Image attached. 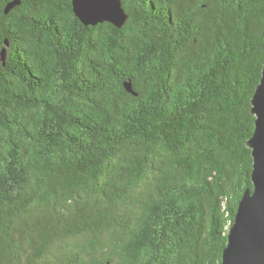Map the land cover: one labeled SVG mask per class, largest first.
<instances>
[{
    "label": "trees",
    "instance_id": "trees-1",
    "mask_svg": "<svg viewBox=\"0 0 264 264\" xmlns=\"http://www.w3.org/2000/svg\"><path fill=\"white\" fill-rule=\"evenodd\" d=\"M120 1L117 28L0 0V264L221 262L264 0Z\"/></svg>",
    "mask_w": 264,
    "mask_h": 264
},
{
    "label": "water",
    "instance_id": "water-1",
    "mask_svg": "<svg viewBox=\"0 0 264 264\" xmlns=\"http://www.w3.org/2000/svg\"><path fill=\"white\" fill-rule=\"evenodd\" d=\"M71 3L74 15L85 26L108 22L120 28L126 20L120 0H71ZM250 103L255 120L246 147L252 158V190L245 189L237 204L220 264H264V60Z\"/></svg>",
    "mask_w": 264,
    "mask_h": 264
}]
</instances>
